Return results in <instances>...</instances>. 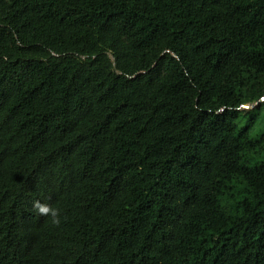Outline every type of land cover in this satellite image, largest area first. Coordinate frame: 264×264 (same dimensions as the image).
<instances>
[{
	"label": "trees",
	"instance_id": "16d2710c",
	"mask_svg": "<svg viewBox=\"0 0 264 264\" xmlns=\"http://www.w3.org/2000/svg\"><path fill=\"white\" fill-rule=\"evenodd\" d=\"M0 264H264V0H0Z\"/></svg>",
	"mask_w": 264,
	"mask_h": 264
},
{
	"label": "clouds",
	"instance_id": "9594fccd",
	"mask_svg": "<svg viewBox=\"0 0 264 264\" xmlns=\"http://www.w3.org/2000/svg\"><path fill=\"white\" fill-rule=\"evenodd\" d=\"M33 207L38 211L40 215H50L52 217V223L54 225L58 226L60 224V213L58 209H54L47 204L41 203L40 201H34Z\"/></svg>",
	"mask_w": 264,
	"mask_h": 264
}]
</instances>
